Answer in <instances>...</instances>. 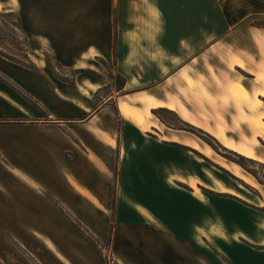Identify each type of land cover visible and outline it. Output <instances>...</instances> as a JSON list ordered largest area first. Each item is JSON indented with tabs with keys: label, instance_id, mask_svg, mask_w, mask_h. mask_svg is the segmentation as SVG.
I'll use <instances>...</instances> for the list:
<instances>
[{
	"label": "crops",
	"instance_id": "obj_1",
	"mask_svg": "<svg viewBox=\"0 0 264 264\" xmlns=\"http://www.w3.org/2000/svg\"><path fill=\"white\" fill-rule=\"evenodd\" d=\"M159 1L157 8L166 14L167 32H174L179 24L186 26L178 32L179 38L224 39L237 31L232 3H218L221 10L222 6L229 10L223 19L225 33L206 36L204 19L184 22L169 11L175 5L202 7L203 0ZM81 2L72 5L85 6V13L80 14L31 13L21 4L25 37L33 48L55 56L57 64L30 61V52L25 63L0 55V171L11 176L14 186L9 192V184L6 190L0 183V216H8L12 229L29 224L45 228V218L51 215L115 213L125 254L126 246L136 253L130 257L133 264H190L185 251L189 240L194 246L197 243L198 251L205 249L199 240L206 243L207 204L194 189L202 184L194 182L192 187L190 178L194 177L175 172L181 154L175 153L172 144L184 143L155 135L157 124L150 120L155 107L119 101L127 85L114 95H103L110 81L101 60L114 54L115 17L110 14L109 0ZM137 23L134 20L135 28ZM169 59L182 60L179 55ZM168 78L165 74L163 79ZM158 87L138 92L153 97L157 108L169 103L159 97ZM123 105L134 108L142 119L129 115ZM217 203L208 207L215 227L224 222L220 238L226 246L216 256L223 264H264V249L258 250L264 247V237L253 230L254 225L261 228L263 224L248 218L250 212L244 208L239 217ZM146 243L151 248L149 261L136 249ZM163 246L168 247L164 262L157 250ZM200 263L205 264L204 251L197 258L196 264Z\"/></svg>",
	"mask_w": 264,
	"mask_h": 264
},
{
	"label": "rangeland",
	"instance_id": "obj_2",
	"mask_svg": "<svg viewBox=\"0 0 264 264\" xmlns=\"http://www.w3.org/2000/svg\"><path fill=\"white\" fill-rule=\"evenodd\" d=\"M84 1L0 0V45L11 55L18 56L19 51L27 50L30 61L57 64L55 56L33 48L31 41L26 48L24 39L17 37L15 25L21 4H26L31 13L36 10L38 14H80L85 13V6L72 5ZM223 1L232 3L234 20L239 24L232 37L187 39L178 37L185 25L179 24L174 32H167L166 14L157 8L161 7L159 0H109L116 26L114 54L109 60H101L110 81L103 95H114L127 85L119 101L140 106L150 104L153 97L138 92L159 86V97L169 100L167 105L151 111L150 120L158 127L153 130L159 139L170 137L184 143L172 144L175 153L181 154L180 168L175 167V172L194 177L190 178L192 187L194 182L201 183L200 190L194 189L203 194L207 204L206 243L199 240L205 249L198 251L197 243L194 246V241L189 240L185 251L190 264H196L203 251L205 264H223L216 253L226 246L220 238L224 222L217 227L213 224L208 206L214 201L239 217L245 212L241 208L250 212L246 213L248 218L263 224L261 228L254 225L253 230L264 237V184L247 172L256 171L264 182V168L239 157L250 151L252 157L244 158L264 163V125L254 123L255 118L264 116V98L258 102L255 97L256 90L264 88V0H203L202 7L187 9L175 5L169 11L184 22L204 19L206 36L224 34L223 19L229 10L219 8L218 3ZM155 10L160 13L158 18ZM134 20L138 21L136 28ZM127 30L131 32L124 35ZM171 55H179L182 60L172 62ZM165 74L169 77L166 82ZM235 83L243 84L249 93L244 86L245 94L234 93L231 87ZM0 183L3 189L7 190L9 184V192L14 191L11 176L2 168ZM116 219L115 213L51 215L45 218V228L29 224L9 229L8 216H0V264H133L131 258L136 253L133 247L126 246L125 254L124 235L121 232L119 240ZM136 249L150 260L151 248L147 243ZM155 249L153 246L154 261ZM157 250L164 262L168 247Z\"/></svg>",
	"mask_w": 264,
	"mask_h": 264
},
{
	"label": "trees",
	"instance_id": "obj_3",
	"mask_svg": "<svg viewBox=\"0 0 264 264\" xmlns=\"http://www.w3.org/2000/svg\"><path fill=\"white\" fill-rule=\"evenodd\" d=\"M1 15H3V14H1ZM17 25H15V27H16V30H15V32H16V35H17V37L18 38H20V39H24V43H25V47L26 48H28V39L25 37V35H24V33H23V28H22V26H21V21H20V18L19 19H17ZM12 33V36L14 35V33L13 32H11ZM20 53L18 54V56H16V55H11V54H9V52H7L6 51V49H5V47H4V45L2 44V45H0V55H2V56H4V57H6V58H8V59H10V60H13V61H15V62H19V63H25L23 60L24 59H26L27 61H28V51L27 50H21V51H19ZM155 110H153V112H154ZM239 157H241L242 159H245L246 161H248V162H250V163H253V164H255V165H257V166H259V167H263L264 168V163H262V162H259V161H256V160H254V159H252V158H244V156H241V155H239ZM242 168H244V166L242 165V164H239ZM245 170H246V168H244ZM247 172L252 176V177H254L255 179H256V181L258 182V183H260V184H264V182H263V178L256 172V171H250V170H247Z\"/></svg>",
	"mask_w": 264,
	"mask_h": 264
},
{
	"label": "bare ground",
	"instance_id": "obj_4",
	"mask_svg": "<svg viewBox=\"0 0 264 264\" xmlns=\"http://www.w3.org/2000/svg\"><path fill=\"white\" fill-rule=\"evenodd\" d=\"M242 65V64H241ZM260 76V75H259ZM259 78V77H258ZM232 91L234 92H240V94H245L246 93V90L245 88L242 86V85H239V84H235L233 85L232 87ZM255 97H256V100L258 102H260V99L261 97H264V91L262 90H258L256 91L255 93ZM150 107H155L157 108L158 107V104L155 103V102H152L150 101ZM170 109H174L173 105H170L169 107ZM123 110H125L129 115H131L132 117L134 118H137V119H142L141 115L132 107L128 106V105H123ZM254 123L258 126H262L264 125V116H260V117H257L254 119ZM230 147V146H229ZM244 156L246 157H252L251 155V152L250 151H244L243 153ZM194 185V184H193ZM48 245L52 248V245L50 243H48ZM54 248V247H53Z\"/></svg>",
	"mask_w": 264,
	"mask_h": 264
},
{
	"label": "clouds",
	"instance_id": "obj_5",
	"mask_svg": "<svg viewBox=\"0 0 264 264\" xmlns=\"http://www.w3.org/2000/svg\"><path fill=\"white\" fill-rule=\"evenodd\" d=\"M155 15L157 16V18L159 17L160 13L158 10H155Z\"/></svg>",
	"mask_w": 264,
	"mask_h": 264
}]
</instances>
